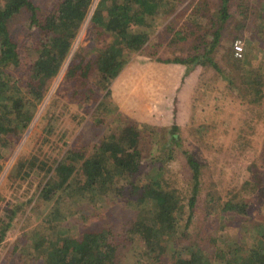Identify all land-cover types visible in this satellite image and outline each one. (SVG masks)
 <instances>
[{"label":"rangeland","instance_id":"rangeland-1","mask_svg":"<svg viewBox=\"0 0 264 264\" xmlns=\"http://www.w3.org/2000/svg\"><path fill=\"white\" fill-rule=\"evenodd\" d=\"M35 1L45 13L60 0ZM98 1L91 0L69 53L48 84L29 126L0 160V215L6 217L15 210L0 242V264L46 262L51 237H56L52 224L67 227L66 234L76 236L105 228L118 233L126 243L121 234L129 231L128 221L135 217L137 209L124 197L96 201L87 193H73L75 187L58 190L51 199L40 195L48 181L59 179L55 171L57 159L79 150L88 154L105 136L118 135L116 130L124 119L121 115L133 124L140 122L145 135L146 167L170 168L168 175L177 177L180 185H187L191 173L183 150L190 149L199 159L201 189L194 220L187 234L174 239L175 244L181 248L192 241L207 250L212 264H230L227 260L235 257L236 244L241 242L244 248L251 249L259 227L264 224V85L263 93H257L256 84L252 87L245 80L252 72H241L246 63L239 61L249 45L250 58H259L258 71L264 70V0H230L229 17L225 20L219 10L220 0H177L176 9L158 19L149 42L113 80L111 97L104 99L111 110L106 119L94 114L102 98L95 83L97 69L92 68L84 82L81 77L85 65L81 47L91 41V16ZM9 26L21 46L33 45L30 33L36 26L30 25L26 9L15 14ZM215 29L220 30L221 36L211 56L223 72L192 59L188 62L192 73L184 74L183 64L158 59L191 58L203 53ZM176 30L184 37L175 36ZM237 39L244 42L241 57L234 52ZM8 68L16 74L27 70L25 60L19 68L12 64ZM88 92L94 95L89 97L85 94ZM174 124L179 126L180 138L176 143L171 142ZM171 147L175 156L167 161ZM50 165L53 168H48ZM81 172L80 161L69 180L82 183ZM223 202H245L247 213L224 210ZM143 205L148 208L151 201ZM185 216L182 224L186 222ZM43 234L50 236L43 240ZM144 248L143 240L134 236L122 246L119 262L146 260ZM219 249L225 255H217ZM183 253L176 263L185 261L188 253ZM165 254L162 258L171 261L172 250ZM241 256H246V250Z\"/></svg>","mask_w":264,"mask_h":264},{"label":"trees","instance_id":"trees-1","mask_svg":"<svg viewBox=\"0 0 264 264\" xmlns=\"http://www.w3.org/2000/svg\"><path fill=\"white\" fill-rule=\"evenodd\" d=\"M91 0H60L52 9L43 13L35 0H2L0 5V160L5 151H9L19 139L22 132L29 126L34 117L39 102L44 98L51 79L59 72L62 60L68 55L73 40L76 38L82 22L87 16ZM177 0H99L91 16L88 46L81 47L85 65L81 71L82 82L92 68L98 73L95 79L97 92L102 98L94 111L99 119H106L111 112L105 104L111 97L112 82L121 73L134 54L149 42L155 31L158 19L163 14H169L176 9ZM230 0H220L219 10L222 18L229 17ZM264 7V5H263ZM26 9L29 12L30 25L36 30L30 33L33 45L21 46L14 40L9 20L17 13ZM106 10V13H103ZM107 32V33H105ZM180 33L176 30L175 36ZM221 32L213 31V38L208 40L203 53L191 58L177 56L173 59H161L164 62H176L190 71V60L198 64L212 65L223 72L220 63L211 56ZM180 39L184 37L179 34ZM249 47V48H248ZM250 46L247 45L245 56L239 61L246 63L241 72H252L245 80L257 88V93H263L264 70L258 71L259 58H250ZM257 56V55H256ZM29 57V59H28ZM25 60L27 70L24 73L11 71L12 64L19 68ZM238 67V60L236 59ZM250 66L255 70H252ZM91 91L96 92L93 88ZM89 97L94 94L85 93ZM99 97V95H96ZM111 101V99H110ZM112 102V101H111ZM113 103V102H112ZM121 113V112H120ZM122 125L114 133L105 136L97 142L91 152L86 154L68 152L60 160L57 159L55 171L59 179L48 181L41 189L40 195L51 199L58 190L75 187L73 193H87L92 200L108 202L119 196L137 209L135 217L128 224L129 231L121 234L126 243L134 236H139L144 242L146 260H135L127 264H178L176 259L187 252L182 264H212L207 250L189 241L186 245L176 246L175 240L188 232L193 223L195 207L201 189L202 164L193 152L184 149L186 163L190 169V180L187 185H180L177 177L169 176L170 168L156 165L148 168L145 159L143 139L145 135L140 122L133 124L126 115L120 116ZM155 128L149 124H143ZM147 128V127H143ZM179 126L174 124L171 130V142L179 141ZM174 149L167 153V161L174 159ZM81 161L84 181L69 180L76 165ZM43 162V161H42ZM44 163H47L44 160ZM48 168H53L52 165ZM171 175V174H170ZM173 175V174H172ZM175 175V173H174ZM151 201L150 207L143 205ZM224 210H236L247 213L245 202L222 203ZM221 205V202H218ZM186 214V222L182 217ZM15 210L6 217L0 215V242L6 236L10 220ZM6 218L5 220H3ZM56 237H51L49 259L41 264H123L119 262V254L124 244L118 233L108 232L105 228L84 231L81 235L66 234L67 227L52 224ZM63 227V228H61ZM66 228V229H64ZM52 235L51 232H48ZM180 234V235H179ZM50 235L43 234V240ZM174 240V241H173ZM257 241L251 249L244 248L238 242L233 260L238 264H264V224L259 227ZM173 242L172 247L170 243ZM172 250L171 261H165ZM246 250V256L239 257ZM217 255H225L218 250ZM232 257V256H231ZM235 264V263H234Z\"/></svg>","mask_w":264,"mask_h":264},{"label":"built area","instance_id":"built-area-1","mask_svg":"<svg viewBox=\"0 0 264 264\" xmlns=\"http://www.w3.org/2000/svg\"><path fill=\"white\" fill-rule=\"evenodd\" d=\"M234 52L237 57H241L244 54V42L242 39H237L234 45Z\"/></svg>","mask_w":264,"mask_h":264},{"label":"crops","instance_id":"crops-1","mask_svg":"<svg viewBox=\"0 0 264 264\" xmlns=\"http://www.w3.org/2000/svg\"><path fill=\"white\" fill-rule=\"evenodd\" d=\"M188 73H192V70H190V71H188V72H186V70H185L184 74H188ZM184 74H183V71H182V75H183V76H185Z\"/></svg>","mask_w":264,"mask_h":264}]
</instances>
